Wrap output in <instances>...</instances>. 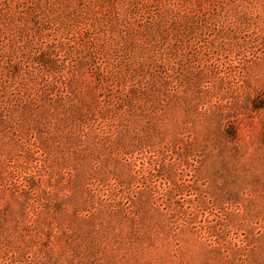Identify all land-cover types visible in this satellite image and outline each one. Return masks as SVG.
Wrapping results in <instances>:
<instances>
[{
	"label": "rangeland",
	"instance_id": "1",
	"mask_svg": "<svg viewBox=\"0 0 264 264\" xmlns=\"http://www.w3.org/2000/svg\"><path fill=\"white\" fill-rule=\"evenodd\" d=\"M0 264H264V0H0Z\"/></svg>",
	"mask_w": 264,
	"mask_h": 264
}]
</instances>
